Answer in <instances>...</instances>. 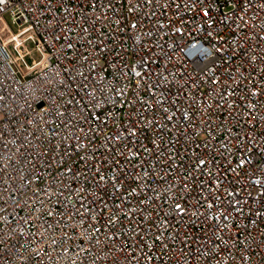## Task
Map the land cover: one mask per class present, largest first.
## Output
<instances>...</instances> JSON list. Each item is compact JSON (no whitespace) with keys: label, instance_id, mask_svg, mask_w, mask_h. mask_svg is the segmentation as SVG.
Wrapping results in <instances>:
<instances>
[{"label":"built area","instance_id":"1","mask_svg":"<svg viewBox=\"0 0 264 264\" xmlns=\"http://www.w3.org/2000/svg\"><path fill=\"white\" fill-rule=\"evenodd\" d=\"M0 264H264V0H0Z\"/></svg>","mask_w":264,"mask_h":264},{"label":"rangeland","instance_id":"2","mask_svg":"<svg viewBox=\"0 0 264 264\" xmlns=\"http://www.w3.org/2000/svg\"><path fill=\"white\" fill-rule=\"evenodd\" d=\"M9 23H11V20L8 18Z\"/></svg>","mask_w":264,"mask_h":264}]
</instances>
